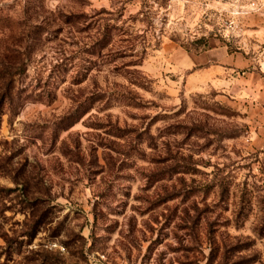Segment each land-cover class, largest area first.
<instances>
[{
  "label": "rangeland",
  "instance_id": "1",
  "mask_svg": "<svg viewBox=\"0 0 264 264\" xmlns=\"http://www.w3.org/2000/svg\"><path fill=\"white\" fill-rule=\"evenodd\" d=\"M204 51L264 74V0H0V264H264V124Z\"/></svg>",
  "mask_w": 264,
  "mask_h": 264
},
{
  "label": "crops",
  "instance_id": "2",
  "mask_svg": "<svg viewBox=\"0 0 264 264\" xmlns=\"http://www.w3.org/2000/svg\"><path fill=\"white\" fill-rule=\"evenodd\" d=\"M210 57L209 51L188 53L185 58L187 80L194 85L203 84L205 81L216 86L226 85L232 93L247 95L250 104L257 111L258 122L264 124V74L244 72L234 76L232 72L242 67V60L227 55L217 66L209 64Z\"/></svg>",
  "mask_w": 264,
  "mask_h": 264
},
{
  "label": "built area",
  "instance_id": "3",
  "mask_svg": "<svg viewBox=\"0 0 264 264\" xmlns=\"http://www.w3.org/2000/svg\"><path fill=\"white\" fill-rule=\"evenodd\" d=\"M50 248L57 249L61 252L65 251L64 246L58 245L56 242H52L49 244ZM101 260H105V255L104 254H96Z\"/></svg>",
  "mask_w": 264,
  "mask_h": 264
},
{
  "label": "trees",
  "instance_id": "4",
  "mask_svg": "<svg viewBox=\"0 0 264 264\" xmlns=\"http://www.w3.org/2000/svg\"><path fill=\"white\" fill-rule=\"evenodd\" d=\"M11 76H9V82H10ZM5 97V96H4ZM0 104H1V99H0Z\"/></svg>",
  "mask_w": 264,
  "mask_h": 264
}]
</instances>
